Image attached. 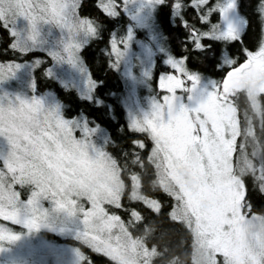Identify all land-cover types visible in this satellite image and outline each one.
Wrapping results in <instances>:
<instances>
[{
	"label": "rangeland",
	"instance_id": "obj_1",
	"mask_svg": "<svg viewBox=\"0 0 264 264\" xmlns=\"http://www.w3.org/2000/svg\"><path fill=\"white\" fill-rule=\"evenodd\" d=\"M105 1L109 8L119 2L130 24L125 40L113 44L129 125L152 137L162 185L175 188L176 215L192 231L195 262L264 264V219L244 214L243 186L231 168L240 133L231 97L243 91L258 110L264 41L217 94L212 82L189 73L164 49L154 24L162 0ZM236 5L223 0L220 9V17L233 15V29L222 21L223 34L232 38L243 28ZM0 18L18 50L44 52L52 60L47 73L90 98L93 82L78 53L93 29L76 16L75 0H0ZM157 53L168 73L151 89ZM31 72L28 64H0V264H80L79 253L45 241L43 232L92 243L120 264H149L139 243L104 212L117 201L121 183L102 151L103 132L63 119L56 98L36 92Z\"/></svg>",
	"mask_w": 264,
	"mask_h": 264
},
{
	"label": "trees",
	"instance_id": "obj_2",
	"mask_svg": "<svg viewBox=\"0 0 264 264\" xmlns=\"http://www.w3.org/2000/svg\"><path fill=\"white\" fill-rule=\"evenodd\" d=\"M76 16L92 26V34L79 51L93 88L90 98L61 86L47 73L51 58L40 50L23 52L14 44L8 26L0 18V64L32 66L36 92L52 94L65 120H84L90 128L104 134L102 151L112 161L121 183L115 203L104 205L127 235L148 254L149 264H197L194 240L189 225L176 215L179 205L175 188H164L153 160L152 137L134 130L122 104L124 79L113 44L125 40L130 27L119 2L111 8L105 0H75ZM223 0H162L155 10L154 24L163 38L164 49L182 61L190 73L212 82L218 94L230 73L239 69L264 41V0H237L236 12L243 28L235 38L223 34L220 17ZM143 38L142 31H136ZM164 56H154L151 89L157 87ZM232 101L240 123V133L231 155V168L239 175L244 194L242 209L246 216L264 219V92L258 95L257 111L247 95L236 92ZM18 188L15 186V189ZM17 190V189H16ZM31 191V190H30ZM23 200L26 198H22ZM45 241L67 246L81 256L80 264H120L92 243L43 232Z\"/></svg>",
	"mask_w": 264,
	"mask_h": 264
},
{
	"label": "water",
	"instance_id": "obj_3",
	"mask_svg": "<svg viewBox=\"0 0 264 264\" xmlns=\"http://www.w3.org/2000/svg\"><path fill=\"white\" fill-rule=\"evenodd\" d=\"M222 21L226 23L228 29H233L235 26V20L233 18V15L229 12L225 13L222 16Z\"/></svg>",
	"mask_w": 264,
	"mask_h": 264
},
{
	"label": "bare ground",
	"instance_id": "obj_4",
	"mask_svg": "<svg viewBox=\"0 0 264 264\" xmlns=\"http://www.w3.org/2000/svg\"><path fill=\"white\" fill-rule=\"evenodd\" d=\"M263 9H264V8H263ZM263 9H262V10H263Z\"/></svg>",
	"mask_w": 264,
	"mask_h": 264
}]
</instances>
